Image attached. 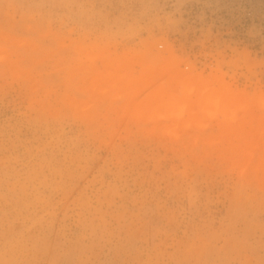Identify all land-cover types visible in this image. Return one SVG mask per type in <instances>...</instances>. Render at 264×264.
<instances>
[{
    "label": "rangeland",
    "instance_id": "374dc122",
    "mask_svg": "<svg viewBox=\"0 0 264 264\" xmlns=\"http://www.w3.org/2000/svg\"><path fill=\"white\" fill-rule=\"evenodd\" d=\"M0 264H264V0H0Z\"/></svg>",
    "mask_w": 264,
    "mask_h": 264
}]
</instances>
